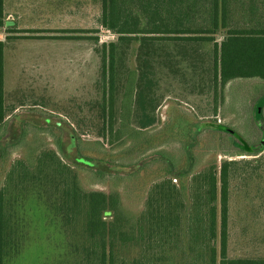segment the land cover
<instances>
[{"label":"rangeland","instance_id":"obj_1","mask_svg":"<svg viewBox=\"0 0 264 264\" xmlns=\"http://www.w3.org/2000/svg\"><path fill=\"white\" fill-rule=\"evenodd\" d=\"M100 14L98 0H4L0 196L6 189L7 213L16 223L13 234L21 239L13 261H75L76 238L63 223V211L48 202L63 195V182L57 187L56 180L44 178L21 182L10 173L19 159L32 163L43 150L55 151L70 166L66 176L76 175L80 190L117 195L120 206L134 216L145 209L152 186L162 178L182 186L186 207L180 212L177 236L160 245L170 256L164 261L179 264L195 255L188 252L190 242L202 245L190 241L196 229H189V217L195 215L189 210L198 198L206 200L200 191L203 181L194 176L210 168L219 174L225 160H236L230 178V252L264 255V79L236 78L215 89L206 76L198 89L192 87V74L189 80L178 75L171 84L164 77L158 121L148 128L137 124L134 112L129 118L124 115L122 86L114 98V130L124 122L126 132L119 138L110 133L104 137L101 106L106 96L109 108L111 96L96 48L116 34L100 24ZM28 29L35 31L25 32ZM91 37H99V44ZM128 66L136 69L134 56ZM125 94L130 104V87ZM80 157L92 160L94 166L79 162ZM185 170L187 175L178 176ZM139 250L135 248L131 257Z\"/></svg>","mask_w":264,"mask_h":264},{"label":"trees","instance_id":"obj_2","mask_svg":"<svg viewBox=\"0 0 264 264\" xmlns=\"http://www.w3.org/2000/svg\"><path fill=\"white\" fill-rule=\"evenodd\" d=\"M98 1L100 24L116 34L114 40L96 48L102 61L104 85L111 96L109 108L106 96L101 106L106 122L100 134L104 137L110 133L119 138L126 132L124 122L114 130V98L122 86L120 107L124 115L129 118L134 112L137 124L148 128L158 121L157 110L165 96L160 88L164 77L171 84L178 75L189 80L192 74L195 78L192 87L198 89L204 86L206 76L210 77L215 89L220 85L223 88L236 78L264 79V0ZM3 10L4 0H0V25L6 24L1 16ZM31 31L35 30H25ZM91 38L99 44V37ZM211 43V48L205 49ZM3 50L4 43L0 42L1 103ZM130 56L136 59L135 70L129 69ZM197 79L201 81L199 86L195 84L199 82ZM127 86L131 90V105L125 97ZM128 106L129 115L126 113ZM169 159L167 162L172 166ZM78 161L94 166L92 160L84 157ZM236 164V160H225L219 174L215 168H210L194 176L196 181H203L200 191L206 200L198 198L189 210L195 214L189 217V229H196L190 241L199 240L202 245L190 242L188 252H195V255L181 264H264V255L240 256L230 252V178ZM15 166L10 173L21 182L44 178L51 183L56 180V187L63 182V195L50 198L48 202L57 211H63V223L70 237L76 238L73 243L77 252L73 254L75 261L72 263L13 261L21 239L17 240L13 234L12 226L16 223L12 214L7 213L5 189L0 196V264H179L164 261L170 256L160 249V245L177 236L176 228L182 221L180 212L186 207L182 199L183 187L175 185L172 179L162 178L155 183L145 209L134 216L120 206L117 195L80 190L76 175L66 176L71 172L70 166L53 150L41 151L32 163L19 159ZM31 166L36 167L32 170ZM51 171L54 174H50ZM179 175H187V170ZM203 212L207 213L206 217ZM135 248L140 250L131 257ZM188 252L183 253L187 255Z\"/></svg>","mask_w":264,"mask_h":264},{"label":"crops","instance_id":"obj_3","mask_svg":"<svg viewBox=\"0 0 264 264\" xmlns=\"http://www.w3.org/2000/svg\"><path fill=\"white\" fill-rule=\"evenodd\" d=\"M174 184H175V183H174ZM175 185L180 186V185H178V184H175Z\"/></svg>","mask_w":264,"mask_h":264}]
</instances>
